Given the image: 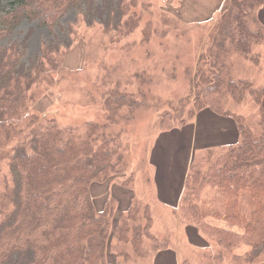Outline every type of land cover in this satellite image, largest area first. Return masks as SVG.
I'll return each mask as SVG.
<instances>
[{"label":"trees","instance_id":"obj_1","mask_svg":"<svg viewBox=\"0 0 264 264\" xmlns=\"http://www.w3.org/2000/svg\"><path fill=\"white\" fill-rule=\"evenodd\" d=\"M78 1L0 0V157L8 168L0 174V264H110V251L130 261L162 250L145 195L139 198L131 192L124 199L113 193L99 210L92 191L103 182L132 191L138 185L135 174L129 173L131 145L121 122L142 106L150 74L138 70L113 85L107 69L104 121L63 126L56 116L43 119L30 112L34 87L54 81L63 67V53L42 41L39 54L21 70L27 47L11 36L22 18L40 21L54 33ZM134 1L120 0L122 15ZM262 6L264 0H227L201 53L193 78L197 110L209 107L231 119L238 135L233 142L207 147L191 165L175 207L182 219L214 241L217 261L231 253L236 264H264V87L234 76V56L256 60L253 48L264 44ZM130 16L118 26L122 37L139 24L135 12ZM248 94L258 107L260 133L245 115L226 105L227 97L242 104ZM179 123L186 127L182 117ZM207 188L216 192L210 202L201 197ZM123 204L114 226L113 216ZM208 217L225 225H215ZM241 245L249 250L235 254Z\"/></svg>","mask_w":264,"mask_h":264},{"label":"rangeland","instance_id":"obj_2","mask_svg":"<svg viewBox=\"0 0 264 264\" xmlns=\"http://www.w3.org/2000/svg\"><path fill=\"white\" fill-rule=\"evenodd\" d=\"M119 3L120 0H79L54 33L40 21L19 20L11 38L27 47L21 70H26L29 60L39 54L42 41L63 53V67L55 73L54 81L34 87L30 112L43 119L56 116L63 126L80 125L92 119L104 121L108 112L103 106L109 96V87L104 84L107 69L111 70L110 80H115L113 85L135 71L148 72L151 84L146 86L150 89L144 88L148 90L145 98L140 97L142 106L132 118L121 122L124 139L131 145L129 173L135 174L138 185L132 191L119 184L113 187V182H103L95 184L92 191L99 210L105 208L113 193L124 199L132 193L139 198L145 195L152 209L153 232L162 251L148 258L133 256L130 261L110 251L109 262L175 264L174 254L178 253L180 264H236L231 253L217 261L214 241L189 225L174 208L179 205L191 165L205 155L207 147L233 142L238 135L231 119L217 115L209 107L198 111L194 101L198 89L193 78L199 59L211 42L227 0H135L125 15ZM260 9L263 15L264 6ZM133 12L139 16V24L131 34L122 37L118 26L131 18ZM74 22L71 35L70 23ZM115 36L120 39L113 40ZM252 56L256 60L240 54L234 56V76L261 88L264 87V44L255 45ZM130 90L135 91L133 87ZM226 100L228 108L245 115L253 130L260 133L258 107L249 94L242 104L228 97ZM192 111H195L193 117ZM181 117L186 120L185 128L178 125ZM226 124L230 127L225 128ZM3 160L0 157V174L8 171L7 161ZM215 195V191L207 188L201 197L210 202ZM122 207L124 204L113 216L114 226L119 223ZM207 220L225 225L213 217ZM237 228L241 231V227ZM247 250L248 246L241 245L235 254Z\"/></svg>","mask_w":264,"mask_h":264},{"label":"crops","instance_id":"obj_3","mask_svg":"<svg viewBox=\"0 0 264 264\" xmlns=\"http://www.w3.org/2000/svg\"><path fill=\"white\" fill-rule=\"evenodd\" d=\"M261 8V7H260ZM261 9H259V16H260V18H261V20L263 21V23H264V14L262 15L261 14ZM174 206V205H173ZM175 207H177V206H174V208ZM162 251V250H161ZM159 253V252H158ZM176 256L178 257V258H176ZM175 256V254H174V258H175V264H180V261L178 260L179 258H180V256L178 255V253H177V255Z\"/></svg>","mask_w":264,"mask_h":264}]
</instances>
